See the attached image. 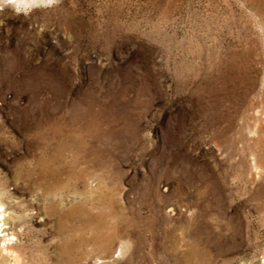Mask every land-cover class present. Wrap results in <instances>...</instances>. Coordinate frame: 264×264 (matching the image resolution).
<instances>
[{
    "label": "rangeland",
    "instance_id": "obj_1",
    "mask_svg": "<svg viewBox=\"0 0 264 264\" xmlns=\"http://www.w3.org/2000/svg\"><path fill=\"white\" fill-rule=\"evenodd\" d=\"M76 208L114 264H264V0H0V264H93Z\"/></svg>",
    "mask_w": 264,
    "mask_h": 264
},
{
    "label": "bare ground",
    "instance_id": "obj_2",
    "mask_svg": "<svg viewBox=\"0 0 264 264\" xmlns=\"http://www.w3.org/2000/svg\"><path fill=\"white\" fill-rule=\"evenodd\" d=\"M87 127H90V125H87ZM60 133H61V130L59 128L52 127V130H51L52 137L56 138ZM71 144L78 145V144H80V141H78L76 139H75V141L74 140L64 141L62 139V141H60L58 143V145L54 149L53 158H51V160L50 159H45V158L41 159L40 163H39V166H40L39 168L44 169L42 171H44L45 174H47L48 176L52 177L53 179H57L61 172H70L74 168V166L76 165L77 158H79L81 156V152L79 150V147H78L77 150L74 148V150H76L77 152L74 153L75 157H74V159L72 160V162L68 166L63 167V168H58V167L57 168H51L50 167V163L51 164L54 163V162L56 163L61 158L64 148H66L67 146H69ZM71 146H73V145H71ZM46 149H47V147H46ZM70 150H71V148H70ZM83 153H84V151H83ZM38 159H40V158L38 157ZM61 167H62V165H61ZM70 168H71V170H70ZM37 175H39V174H37ZM39 185H41V184H39ZM76 213L78 214L77 218L82 223V228L79 230L80 233L88 235L87 239L84 238V239H82V241L86 245L91 246L92 249H94V251H96L97 255L94 257L93 264H114V261L112 260L113 257L123 258V256H124L123 255V253H124L123 252V247L125 245L124 239L126 237L133 239V243H134V247H135V252L136 253L138 252L137 247L139 248V246L143 243V240H144L143 236H141V234L140 235L137 234L138 233L137 222H135L132 219L115 217L116 215L113 216V215H110L108 213H102V214H98L97 216H93L92 214H88L87 211H85L84 209H81V208H76ZM146 232L150 235L151 242H152L151 251H150L151 252V257L150 258L155 259L157 257V249H156V246H155L156 236H155V232H154L152 224H149L146 227ZM195 243H197V242L195 241ZM126 245H128V244H126ZM191 251L192 252L189 255H181L180 261H179L178 264H191V261H194V260L196 261V264H202L203 263L202 261H204V260L200 259L196 254L195 255L193 254L194 251H195V245H194V247H193V249ZM134 256H135V254L133 252V254L131 255V259H134Z\"/></svg>",
    "mask_w": 264,
    "mask_h": 264
}]
</instances>
